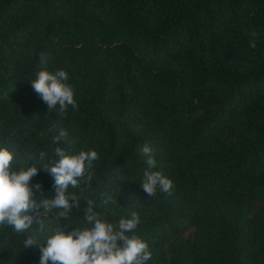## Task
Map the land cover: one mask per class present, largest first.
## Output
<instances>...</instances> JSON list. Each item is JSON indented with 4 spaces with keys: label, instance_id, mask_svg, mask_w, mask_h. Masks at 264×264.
<instances>
[{
    "label": "trees",
    "instance_id": "1",
    "mask_svg": "<svg viewBox=\"0 0 264 264\" xmlns=\"http://www.w3.org/2000/svg\"><path fill=\"white\" fill-rule=\"evenodd\" d=\"M41 53L74 91L63 118L32 89ZM60 129L59 146L99 157L91 187H69L66 232L88 226L91 199L114 224L138 213L146 264H264V0H0V144L34 157L46 198ZM145 142L172 195L140 186ZM39 215L43 244L57 221ZM32 227L0 229V264H40Z\"/></svg>",
    "mask_w": 264,
    "mask_h": 264
},
{
    "label": "clouds",
    "instance_id": "2",
    "mask_svg": "<svg viewBox=\"0 0 264 264\" xmlns=\"http://www.w3.org/2000/svg\"><path fill=\"white\" fill-rule=\"evenodd\" d=\"M249 43L250 47H256L254 41ZM47 63V55L41 53L42 67L30 80L31 86L48 108L63 118L69 106L77 110L74 91L67 83V72L62 68L49 71ZM52 127L56 129L55 124ZM66 137L67 131L60 129L52 141L57 145L54 156L47 164H41L54 177L49 198L44 196L39 182L30 185L32 178L38 175L37 167L27 163L34 157L17 162L19 166L16 167L13 152L0 144V229L11 226L15 233H24L32 229L34 223L37 224L38 227L34 228L37 235L27 236L23 248L39 246L40 264H49V261L51 264H146L151 259V252L148 244L134 234L140 223L136 211L114 224L108 221L104 213L96 211L94 202L88 199L84 208V220L88 226L73 227L67 232L64 230L67 223L61 226L62 221L69 219L73 209L80 208V196L69 192V187L79 189L81 182L91 187L95 175L93 162L99 158L95 150L69 152L59 146ZM139 151L147 166L140 186L150 197L155 196L158 189L172 195L174 182L160 171L153 170L157 162L151 145L145 142ZM45 155V152H39L40 161L44 160ZM33 188L40 193L39 202L33 199ZM110 200L111 196H107L104 203ZM41 209L45 217L51 213L57 221V226L50 229L43 244L38 242V234L43 233L45 228V220L39 215ZM33 212L37 214H31Z\"/></svg>",
    "mask_w": 264,
    "mask_h": 264
}]
</instances>
